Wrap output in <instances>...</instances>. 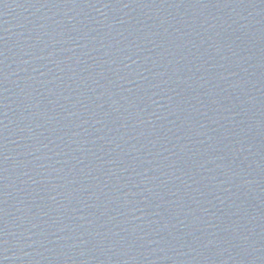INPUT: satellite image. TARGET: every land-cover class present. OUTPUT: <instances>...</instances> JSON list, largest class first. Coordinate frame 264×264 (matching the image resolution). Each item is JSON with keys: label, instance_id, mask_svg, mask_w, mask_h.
I'll use <instances>...</instances> for the list:
<instances>
[{"label": "water", "instance_id": "95a60500", "mask_svg": "<svg viewBox=\"0 0 264 264\" xmlns=\"http://www.w3.org/2000/svg\"><path fill=\"white\" fill-rule=\"evenodd\" d=\"M0 264H264V0H0Z\"/></svg>", "mask_w": 264, "mask_h": 264}]
</instances>
